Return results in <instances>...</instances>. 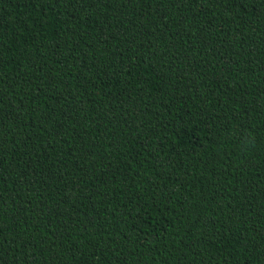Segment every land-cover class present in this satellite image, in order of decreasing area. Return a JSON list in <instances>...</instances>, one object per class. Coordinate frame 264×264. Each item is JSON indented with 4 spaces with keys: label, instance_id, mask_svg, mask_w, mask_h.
I'll list each match as a JSON object with an SVG mask.
<instances>
[{
    "label": "trees",
    "instance_id": "trees-1",
    "mask_svg": "<svg viewBox=\"0 0 264 264\" xmlns=\"http://www.w3.org/2000/svg\"><path fill=\"white\" fill-rule=\"evenodd\" d=\"M0 264H264V0H0Z\"/></svg>",
    "mask_w": 264,
    "mask_h": 264
}]
</instances>
